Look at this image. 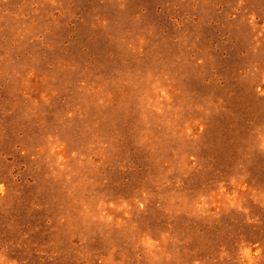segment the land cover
Wrapping results in <instances>:
<instances>
[{
  "label": "rangeland",
  "instance_id": "obj_1",
  "mask_svg": "<svg viewBox=\"0 0 264 264\" xmlns=\"http://www.w3.org/2000/svg\"><path fill=\"white\" fill-rule=\"evenodd\" d=\"M0 264H264V0H0Z\"/></svg>",
  "mask_w": 264,
  "mask_h": 264
}]
</instances>
